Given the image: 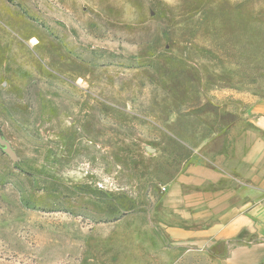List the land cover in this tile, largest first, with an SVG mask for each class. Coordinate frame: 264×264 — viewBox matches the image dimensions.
<instances>
[{"label":"rangeland","instance_id":"1","mask_svg":"<svg viewBox=\"0 0 264 264\" xmlns=\"http://www.w3.org/2000/svg\"><path fill=\"white\" fill-rule=\"evenodd\" d=\"M263 101L264 0H0V264H209L164 199Z\"/></svg>","mask_w":264,"mask_h":264},{"label":"crops","instance_id":"2","mask_svg":"<svg viewBox=\"0 0 264 264\" xmlns=\"http://www.w3.org/2000/svg\"><path fill=\"white\" fill-rule=\"evenodd\" d=\"M256 109L232 126L228 148L206 147L165 197L174 259L264 264V101Z\"/></svg>","mask_w":264,"mask_h":264},{"label":"water","instance_id":"3","mask_svg":"<svg viewBox=\"0 0 264 264\" xmlns=\"http://www.w3.org/2000/svg\"><path fill=\"white\" fill-rule=\"evenodd\" d=\"M5 148H6V154L8 155V157L10 158V160L12 162H16L17 160V157L16 155L14 154L11 146L8 144V143H5Z\"/></svg>","mask_w":264,"mask_h":264}]
</instances>
